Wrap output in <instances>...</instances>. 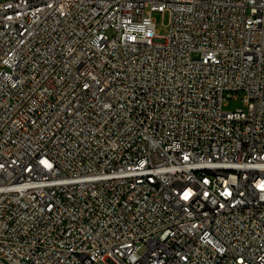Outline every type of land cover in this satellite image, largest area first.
Segmentation results:
<instances>
[{"label":"built area","instance_id":"obj_1","mask_svg":"<svg viewBox=\"0 0 264 264\" xmlns=\"http://www.w3.org/2000/svg\"><path fill=\"white\" fill-rule=\"evenodd\" d=\"M0 264H264V0H0Z\"/></svg>","mask_w":264,"mask_h":264},{"label":"rangeland","instance_id":"obj_2","mask_svg":"<svg viewBox=\"0 0 264 264\" xmlns=\"http://www.w3.org/2000/svg\"><path fill=\"white\" fill-rule=\"evenodd\" d=\"M154 18L156 20L157 23V31L162 34V35H166L169 32V13H155L154 14ZM109 36H113L114 32L113 30H109L108 32ZM197 56L194 55V58H196ZM244 95L241 94L240 99L237 100H232L229 102V104L225 107V111H234L237 108H244L245 107V103L243 101V97Z\"/></svg>","mask_w":264,"mask_h":264}]
</instances>
